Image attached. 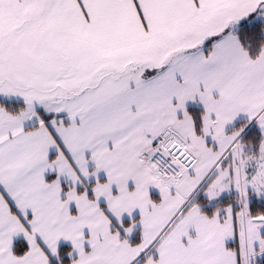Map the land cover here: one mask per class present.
<instances>
[{"label":"snow or ice","instance_id":"snow-or-ice-1","mask_svg":"<svg viewBox=\"0 0 264 264\" xmlns=\"http://www.w3.org/2000/svg\"><path fill=\"white\" fill-rule=\"evenodd\" d=\"M0 264H264V0H0Z\"/></svg>","mask_w":264,"mask_h":264}]
</instances>
